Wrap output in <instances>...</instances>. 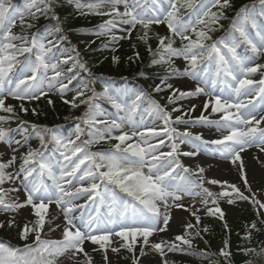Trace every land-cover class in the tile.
Returning <instances> with one entry per match:
<instances>
[{"label": "snow or ice", "instance_id": "1", "mask_svg": "<svg viewBox=\"0 0 264 264\" xmlns=\"http://www.w3.org/2000/svg\"><path fill=\"white\" fill-rule=\"evenodd\" d=\"M68 2L81 15L109 17L99 26L97 36L108 35L113 41L130 39L133 30L139 26L142 34L138 35V40L148 47L154 57H158L152 63L169 66L165 77L170 79L183 76L195 84L182 90L161 79V83L155 85V92H170L166 97L168 104L173 105L169 112L143 90L133 93L112 92L105 85L102 93H96L84 83L71 101L64 102L78 107L76 101L85 97V89L92 91L91 96L79 101L88 106L82 118L83 124L87 126L88 138L81 140L85 129L80 124L75 127V139L69 138L66 141L53 129L32 124L31 128L39 139L40 147H29L25 153L20 154L19 149L28 144L30 136L22 135L21 139H15L17 131L28 132L26 121H20V128L16 130L4 127L13 120H19L16 107L6 103L8 97L19 101L36 100L57 87L59 92L64 93L72 80L76 79L74 69H88L79 61L77 54L75 63L67 69L70 75H65L62 65L67 64L68 60L57 58L53 53V48L57 45L52 40H47V36L63 31L60 17L56 14L62 0H27L23 10H17L11 0H0V113H3L0 115V144L7 145L11 150V155L6 160L0 154V212L16 213L28 208L36 218L34 222L24 223L19 232L22 240H27L30 233L34 234L32 244L26 243L23 248H18L0 242V264H57L61 257L69 253L70 260L76 264H93L92 256L85 250L86 242L98 245L99 248H92V251L103 250L105 261L108 260L109 249L114 253L125 249L134 254L137 243L141 245L142 255L144 248L149 245L161 255L165 254V248L173 253H191L193 240L186 238V235L175 237L179 244L163 240L151 242L149 239L154 233L167 230L171 219L168 210L172 207H185L182 203L184 195L201 196L203 193L200 203L205 205L207 214L219 213L221 219L223 212L218 206L221 198H226L229 204L237 200L250 201L258 209L264 210V200L252 192L249 186L241 156L253 145L258 146L259 151L264 153V129L257 127L264 122V115L257 118L254 101L249 99L245 103L241 99L254 93L256 97L264 100V62H260L264 59V22L257 23L258 18H264V0H253L252 3L242 6L226 37L212 43H207L212 39L209 33L215 30L214 26L219 25L221 18H226L224 10L231 7L230 0ZM149 4L151 8L146 7ZM212 8H217L218 11L212 12ZM37 13L56 21V25L51 30H46L43 36L35 33L16 34L12 31L17 27V21L22 30L31 29L33 24L26 17L38 19ZM160 24H165L171 35L156 33L158 43L153 52L149 34L153 25ZM200 25L203 27L198 29ZM114 30L126 35L117 37ZM252 30H255V38ZM175 38L180 40L179 47L174 46ZM60 39L66 37L61 36ZM241 44L247 45L252 54H239L237 48ZM134 55L139 59L138 52ZM21 56L24 57L22 61L18 58ZM178 58L186 62L182 71L174 66L175 59ZM113 61L118 62L119 57L114 56ZM17 65H20V76L14 79L12 74ZM257 74L261 77L258 80L254 78ZM228 90L235 93L236 102H230L231 96L226 95ZM200 96L207 99L200 106V115L195 118H191L189 114L197 110V105L191 104L187 110L182 104L177 105L178 101ZM98 97L106 99L116 109L115 118L109 120L105 117L100 105L95 102ZM145 99L150 101V108L141 111ZM49 103L52 101L49 100ZM249 105L252 107L249 108ZM241 109L249 110L243 112ZM20 111H27L22 103ZM258 111L264 112V106ZM144 112L149 115L154 113L155 118L163 121V126L149 127L144 122ZM172 113L178 115L173 118ZM213 114L218 118H211ZM173 124L184 125L185 130L178 131L172 127ZM197 125L215 127L216 131L222 133L220 138L202 142L217 145L220 154L231 160L241 174L248 194L236 184L216 179L206 183L220 185L224 190L219 193L205 187L203 180L197 182L182 176L181 182H176L174 174L177 169L184 173L191 171L179 160L181 153L176 141H201L202 134H194L188 130L189 127ZM117 132L119 134H115ZM49 134L50 140L46 139ZM110 141H115L110 149L91 151L92 145ZM166 141L171 149L167 152L162 150ZM52 142L57 146L56 151L63 161H56L58 172L54 170L55 165L45 157L48 144ZM195 154L182 153L187 156ZM198 171L203 173L204 169L199 168ZM45 177L51 183L46 182ZM6 183L11 186L5 188ZM261 192L264 193V189ZM9 193H16V198L6 199ZM80 199L85 202L76 203ZM209 203L214 207H207ZM53 204L63 216L62 223H56L59 217L49 211ZM77 210H80L78 218L75 215ZM196 211L192 215L198 224L200 217L196 215ZM261 214L260 211L257 212L258 216ZM46 222L49 231L57 228L62 230V239L41 238ZM260 223L264 224V221ZM14 226L20 227L14 215L0 221V228ZM186 227L193 229L194 225L187 224ZM249 229L246 238L251 239L252 230H259L257 223L253 222ZM193 235L198 236L199 232H194ZM244 252L254 257L247 264H264V247L259 250L246 248ZM219 254L226 259L231 256V252L223 248ZM132 264H138L134 255ZM164 264H168V261L165 260Z\"/></svg>", "mask_w": 264, "mask_h": 264}, {"label": "rangeland", "instance_id": "2", "mask_svg": "<svg viewBox=\"0 0 264 264\" xmlns=\"http://www.w3.org/2000/svg\"><path fill=\"white\" fill-rule=\"evenodd\" d=\"M87 2H88V0H86L85 3H87ZM63 3L67 4V5L70 4L68 2V0H62V4ZM230 3H231V0H230ZM12 5L17 10H19L15 4H12ZM146 7L151 8L152 6L149 4V5H146ZM213 9H215V8H212L211 11ZM33 11H35V9H33ZM37 16L39 17L38 18L39 20L47 22V24L40 31L35 30V26H36L35 20L36 19H31V18H27V17H26V19L33 24V27L31 29L22 30L19 27V21H17V27H14L12 29V31L16 34L31 35V34L35 33L38 36H43L45 34L46 30H51L57 23L56 21H53L50 18L40 16L39 13H37ZM85 20H86L85 15H81L80 12H72V14H70L69 17L64 18L62 22L60 21V24L63 28V31L61 33H55V34L47 36V40H52L57 45L56 50H53V53L60 60H68V63L63 64L62 68H71L73 66V64L75 63V61L77 59V53H79V52H77L75 49L73 50L71 48L72 46H71L69 41H67L64 44L67 46L61 45V42H62L61 40H65V39H60L61 36L68 38V34H66V32H67V33L72 34L73 36H77V38L80 42H86V43L104 37V38L108 39V41L106 42L107 46L105 45L104 50H100L94 55L95 56L94 61H96V64L97 63L100 65L104 64L107 68L113 69L114 64H115V62L113 61V57L114 56L117 57L121 51H123L124 49L127 48L128 44H129V39H120L117 41H113L111 39V36H108V35L97 36L96 34H91L87 31H79L82 29L78 28V27L84 26L86 24V23H84V22H86ZM103 22H101L98 25V27H97L98 32L100 31L99 26L101 24H103ZM152 27L155 29V31L157 33H163L166 30H168L167 26L165 24L153 25ZM202 27L203 26L200 25V26H198V29L202 28ZM137 28H138V26H137ZM137 31H138L137 29L133 30L131 37H133L135 35V33H137ZM114 34L117 37L126 35L125 33H122L120 31H115V30H114ZM252 35L255 38V30H252ZM193 38H195L194 34H193ZM256 39H258V38H256ZM45 43H46V41H45ZM179 46H180V40L178 38L177 47H179ZM260 62H264V59H262ZM174 66L179 68L182 71L184 69V67L186 66V62L183 61L182 58H178V59H175ZM88 76H92V75L89 73ZM254 78L258 80L261 77L259 74H257ZM161 79H165L166 83L172 84L175 87L180 88L182 90H187V89L193 87L195 84L194 81H191L187 77H183V76H175L169 80L166 77H163ZM161 79L151 80L147 83V86L149 89L152 90V96L154 98L158 99L157 102L160 103L162 106H165L167 108V110L169 112H171L173 105L168 104L167 99H166V97L170 94V92L168 90H165L164 92H155L153 90L155 85L161 83ZM81 82L82 83L79 87V90H81L82 85L84 83H87L89 85L90 89L92 88V86H91L92 84H99V85L104 86V87H105V85H108V83L106 81V76H104V75H98L94 78L92 77V79H89V81H87L86 78H83L81 80ZM65 83H67V81H65ZM109 88L112 92H125V91H127L129 93L136 92L134 89L123 88V87L115 88V87L109 86ZM86 91L89 92V90L85 89V92ZM71 94H72L71 90L70 91L67 90L64 93H61V92H59L58 87H57V88L53 89L52 91L47 92V95H44V96L47 97L48 101L51 100L52 102H61V101L63 102L65 100L70 99ZM226 95L231 96L230 102H236L235 93H231V91L228 90L226 92ZM131 98H134V97H131ZM205 99H207V97H204V96L185 99L183 101H178L177 105L182 104L183 108L185 110H187L191 104L197 105V110L195 112H192L189 114V116L191 118H195V117L200 115V111H201L200 106L203 104ZM241 99H243L245 103H247V101L249 99H252L254 101V104H255V107L257 110L256 111L257 118L264 115V112L258 111L262 106H264V100H261L259 97H256L254 93L251 96L241 97ZM11 102H16V101H15V99L8 97L6 103L11 104ZM106 102H108V101L106 100ZM148 103H149L148 100L145 99L143 104L141 105V111H143V109H146V106L148 105ZM99 105H100V110H102L105 113V117L107 119L111 120V119L116 117V113H112L111 110H109L108 108H106L102 104H99ZM251 107L252 106L249 105V108H251ZM248 110L249 109H241V111H243V112H247ZM233 111H235V109H233ZM2 114L3 113H0V115H2ZM121 115H123V113H121ZM143 115H144V122L149 127H153V126L162 127L163 126V121L155 118L154 113L152 115H149L147 112H144ZM176 115H178V113H172L173 118H175ZM137 118H139V117H137ZM185 118L187 119L189 117H185ZM211 118H218V117H216L215 114H213V117H211ZM20 121H26L28 126H31V124H32V121L30 120V118H21V116H19V120H13L9 124L4 125V127H6V128L10 127L14 130L19 129L20 128ZM172 127L177 128V130L181 131V132L185 130L184 125L173 124ZM257 127L260 129H264V122H262ZM51 129H53L58 136L64 138L65 141L69 138L75 139V129L73 130L71 135H68V136H66L64 134L63 130L60 127H53ZM126 130L130 131V129H126ZM188 130L192 131L194 134H202V140L201 141L186 142V143H180L177 140L176 143L179 144L178 151H179V153H181V155H179V157H178L179 160L181 161V163L185 167H188L191 170L190 173L194 176V179H191V180H195L197 182H200L201 180H203V181H205V184H204L205 187H208L214 193L221 192L224 189L220 185H211V184L206 183V181H208V180H211V179L218 180V179L216 177H213V175L210 174V170L203 165L201 160L205 158V159L209 160L212 165H215V163H217L218 161L219 162L231 161L230 159H226L225 157H219V156L217 157V156H213L211 154H208L207 151L210 149H215L216 152H218V146L210 144V143L205 144L202 142V141H211V140L220 138L222 133L216 131L215 127H211V126H207V125H197L195 127H189ZM115 134H119V133L117 132ZM22 135H29L30 139H29V142L27 145H25L24 147H21L19 149L20 154L25 153L29 147L35 149L40 145L39 139H38L35 131L31 132L29 134L23 133L22 130L17 131L15 133V139H21ZM257 135H259V133H257ZM48 138L50 140V134L48 135ZM154 142L155 141H153V143ZM52 144L53 145L49 147V150L45 152V157H46V159H49V161L53 165H55L54 170L58 172L59 166L56 165V161H57V159H60L61 162H63V161L59 155V152L56 151L57 146L55 145L54 142H52ZM167 145H168V142L166 141L165 146L162 148V150L165 152L171 150L170 147H168ZM194 145H195V147H194ZM256 147H258V146L253 145L252 147H249L247 149L248 150L249 149H255ZM61 150H63V149H61ZM186 152H195L196 154L192 155V156L182 155V153H186ZM0 154H3L2 158L4 160H6L10 157L11 150L7 147V145L0 144ZM19 163H20V161L18 160L17 164H19ZM199 168L204 169L203 173H200L198 171ZM258 168L259 169H257V170H260L262 167L259 166ZM235 169H237L236 166H235ZM250 170H251V165L246 167V171H250ZM174 175L176 178V182L177 183L181 182L182 171L180 169H177V171ZM234 175L237 176V178L234 181L230 182V184H236L237 187L241 188L242 191H245V194H248L247 191L245 190V186L242 183L241 174L239 173L238 169L236 171V174H234ZM45 180H46V182L51 183V181L47 180V177H45ZM247 180H248L249 186L251 187L252 192L256 193L262 200H264V193L261 192V190L264 189V184H262L260 181H258L256 179H253L250 176H247ZM10 186L11 185L8 183H6L4 185L5 188H8ZM195 191L199 192L200 189H195ZM16 196H17L16 193H9L8 196L6 197V199L16 198ZM202 196H203V193H201V196L184 195L183 199H182V203L184 204L185 207H183V208L172 207L171 209H169L168 214L171 216V219L169 220V226H168L167 230L165 232L154 233L153 236L149 238L150 241L151 242H160L161 240H163V241H167L170 243L171 242L177 243L178 241H175V237L177 235H183L185 233V229H186L187 224L194 217L192 215V212L196 211L198 209V211H196V212L201 213L200 217L203 216L204 209H203V206L199 204V201L201 200ZM21 198H22V194H21ZM78 201H84V199L83 200L80 199ZM169 202L171 203V201H169ZM218 206L221 208V210L223 212V218H226L228 220H234L237 217L247 216L251 212H255L257 214V212L260 211L262 214L259 215V217L264 221V210L258 209V206L253 205L250 201L237 200L235 203L229 204V203H227L226 198H221V199H219ZM209 207H214V206L210 203ZM162 211H164V210L162 209ZM52 214H54V213H52ZM217 214H219V213H217ZM13 215L15 216L17 222L20 224V227L14 226L12 228H0V237H5V238L6 237L7 238L15 237L20 232L24 223H27L30 221L34 222V220L36 219L34 217V215L31 213L30 209L25 208L22 210H18L16 213L0 212V221L5 220L6 218H11V216H13ZM46 220H47V218H46ZM47 225H48V223H47ZM161 226H163V225H161ZM48 227H49V225H48ZM52 232H54V234L58 237V239H55V240L62 239V230L60 228H57L56 230H54ZM137 239L139 240L140 238H137ZM92 248H99V246L98 245H92L91 242L85 243V250L92 256L93 264H132L133 255L138 260V264H164L165 260L168 261V264H172L170 262V260L172 258H177V257H180L183 260L189 259L193 262H199L203 258L201 253L196 252V251H192L191 253H181V252L173 253V252H169L167 250V248H165V254L161 255L159 252L152 249L151 245L145 247L144 254L142 255L141 251L139 250V248H141V245L139 243H137L134 254L127 252V250H125V249H121L118 253H114L111 251V249H109L107 252L108 260L105 261L103 259V255H104L103 250L93 252ZM148 250H150V252H146ZM70 256H71V253L67 254L64 257H61L57 261V264H76L75 261L70 260Z\"/></svg>", "mask_w": 264, "mask_h": 264}, {"label": "trees", "instance_id": "3", "mask_svg": "<svg viewBox=\"0 0 264 264\" xmlns=\"http://www.w3.org/2000/svg\"><path fill=\"white\" fill-rule=\"evenodd\" d=\"M252 2L253 0H233L231 7L224 10V16L226 18H221V20H225L226 23L228 21L229 23L224 24L226 27L221 23H219V25H222V27L219 25L214 26L215 30L211 31V38L217 39L220 35L226 34L227 28L231 25L239 9ZM71 9H73V7H64L62 12H59L60 17L68 15ZM106 19H109V17L88 14L87 26L88 28H94ZM140 34L142 33H139L138 35ZM149 35V43L153 52H155L158 41L155 38L153 30H151ZM170 35L171 34L168 31L163 34V36ZM137 37L130 40L128 47L118 54L117 57H119V61L115 62L113 69L107 68L104 64L100 65L97 63V65L94 61L93 52L101 49L103 43H91L86 47L85 44L79 43L75 37L71 41L80 51L79 59L86 65L88 71H90L93 75L105 74L109 77V79H112L113 84L138 85L139 87L146 89V83L151 78H156L165 74L166 69H168L169 66L153 64L152 60L158 57H154L153 53L148 51V47L142 41L138 40ZM133 45H135V47H133ZM137 52L139 53V59L135 58L134 55ZM129 57H133V59L130 60ZM74 72L77 75L76 79L72 80L71 87H74L77 83H79V80L84 75L85 71L77 67L74 69ZM64 74L66 75L69 73L67 70H64ZM94 90L96 93H102L103 87L96 85ZM91 95L92 94H85V97ZM85 97L77 99L76 103L79 105L78 107H73L70 103H42L41 101L34 102L32 104L25 103L23 106L27 109V111H21V113L26 117L32 118L37 126H42L44 124L46 126L61 125L63 128L67 129L70 125L78 122L81 125V128L85 129V134L81 136V140H83L88 138L87 126L82 122V118L88 110V106L87 104H81L79 101ZM102 99L103 98L98 97L96 101ZM16 109L20 111V107ZM92 147L106 150L111 146L106 144V142H101L97 145H92L91 148ZM251 219L252 216L244 219L240 218L234 222L235 227L232 228L231 223H227L220 219L214 221V216H210V220H208L206 224H193L194 228L188 229L187 235H193L194 232H199L198 236L195 237L191 235L190 237L193 241L202 246L205 256L207 257L203 264H247V261L253 260L254 257L250 254H245L244 249L256 248L259 250L261 247H264V225L260 222H257V228L259 230H252L251 239L246 238L247 233L250 230L249 226L251 224L249 222ZM30 235L31 234H29V236ZM28 239L22 240L19 235L16 242L25 244L28 243ZM218 244L221 247H219V249H215ZM232 246L233 249L230 250V247ZM222 248L231 252V256L227 259L219 254ZM176 262V264H184L179 261Z\"/></svg>", "mask_w": 264, "mask_h": 264}, {"label": "bare ground", "instance_id": "4", "mask_svg": "<svg viewBox=\"0 0 264 264\" xmlns=\"http://www.w3.org/2000/svg\"><path fill=\"white\" fill-rule=\"evenodd\" d=\"M208 154L217 155L219 157H224L220 154V152H216L215 149L208 150ZM242 160L245 165V171L246 167L251 165V170L246 171L247 176L252 177L253 179H256L260 181L262 184H264V163L261 161H264V153H261L259 151V147H256L255 149H246L242 154ZM259 157V159H257ZM203 165L210 170V174L213 175V177H216L220 181H227L228 183L234 181L237 176L236 174L237 169H235V165L231 162H217L215 165H212L209 160L202 159L201 160ZM261 166L262 168L260 170L258 167ZM249 178V177H248ZM83 200V199H82ZM85 201L77 202L79 204H83ZM50 213H54L59 218L56 220V223H62L63 222V216L60 213V210L56 208L55 204L50 206L49 209ZM80 214H76V217L78 218ZM79 222V221H77Z\"/></svg>", "mask_w": 264, "mask_h": 264}]
</instances>
